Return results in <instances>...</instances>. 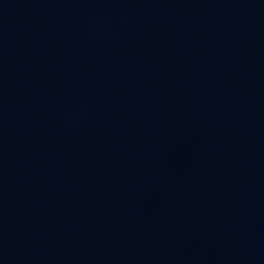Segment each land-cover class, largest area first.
Masks as SVG:
<instances>
[{
	"label": "water",
	"instance_id": "obj_1",
	"mask_svg": "<svg viewBox=\"0 0 264 264\" xmlns=\"http://www.w3.org/2000/svg\"><path fill=\"white\" fill-rule=\"evenodd\" d=\"M0 264H264V0H0Z\"/></svg>",
	"mask_w": 264,
	"mask_h": 264
}]
</instances>
